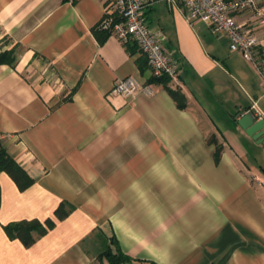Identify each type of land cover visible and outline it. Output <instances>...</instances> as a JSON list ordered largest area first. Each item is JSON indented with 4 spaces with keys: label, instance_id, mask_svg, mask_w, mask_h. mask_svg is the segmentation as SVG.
Segmentation results:
<instances>
[{
    "label": "crops",
    "instance_id": "0c3cea01",
    "mask_svg": "<svg viewBox=\"0 0 264 264\" xmlns=\"http://www.w3.org/2000/svg\"><path fill=\"white\" fill-rule=\"evenodd\" d=\"M109 3L0 0V148L32 181L0 174V264H264V142L238 124L264 118V73L156 0L146 23L180 68L158 82L137 44L96 36ZM236 20L264 60V23ZM128 77L154 94L112 95ZM21 221L52 227L26 245L4 230Z\"/></svg>",
    "mask_w": 264,
    "mask_h": 264
},
{
    "label": "built area",
    "instance_id": "2783aa9c",
    "mask_svg": "<svg viewBox=\"0 0 264 264\" xmlns=\"http://www.w3.org/2000/svg\"><path fill=\"white\" fill-rule=\"evenodd\" d=\"M76 1V0H71ZM101 29L116 36L123 44L134 42L147 56L148 64L155 78L167 77L179 84V63L166 49L165 36L151 29L145 18V10L156 0H109ZM167 3H181L187 10L191 24L208 23L215 35H225L232 51L241 52L244 58L254 63L264 73V60H261L259 38L247 31L236 20L237 14H255L264 23V11L259 0H163ZM147 96L154 94L152 86H140L139 82L128 77L118 80L111 91L112 95L126 98L139 91ZM254 103L253 109H256Z\"/></svg>",
    "mask_w": 264,
    "mask_h": 264
},
{
    "label": "trees",
    "instance_id": "16d2710c",
    "mask_svg": "<svg viewBox=\"0 0 264 264\" xmlns=\"http://www.w3.org/2000/svg\"><path fill=\"white\" fill-rule=\"evenodd\" d=\"M102 23V22H101ZM101 23L95 31L96 36L100 40V42H104L109 32L101 29ZM102 32V33H101ZM103 34V35H101ZM154 79L161 83L169 82L170 79L167 77ZM170 94L173 98L178 102L180 108L185 109L187 107V99L185 95L179 89L168 88ZM216 138L214 136L210 137V142H215ZM217 146L216 150V158L219 160L223 147L220 146L217 142L215 143ZM9 174L20 186L21 189H25L31 184V180L28 178V175L24 171L22 167L7 153V151L3 148H0V174L1 173ZM0 201H1V188H0ZM48 228L52 227L51 223L47 224ZM38 221H21L18 223H11L4 227L7 235L10 238H20L26 245H32L36 238L34 234L38 236H43L46 234L47 229ZM110 264H124L127 262H131L132 259L128 256H125L121 253L118 254H107Z\"/></svg>",
    "mask_w": 264,
    "mask_h": 264
},
{
    "label": "water",
    "instance_id": "95a60500",
    "mask_svg": "<svg viewBox=\"0 0 264 264\" xmlns=\"http://www.w3.org/2000/svg\"><path fill=\"white\" fill-rule=\"evenodd\" d=\"M238 124L257 143L264 142V118L258 119L253 111H249L238 119Z\"/></svg>",
    "mask_w": 264,
    "mask_h": 264
}]
</instances>
